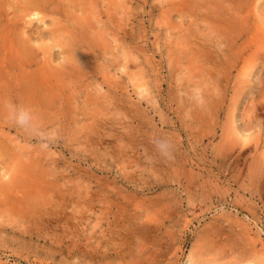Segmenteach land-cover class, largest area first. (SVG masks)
<instances>
[{
    "label": "rangeland",
    "instance_id": "rangeland-1",
    "mask_svg": "<svg viewBox=\"0 0 264 264\" xmlns=\"http://www.w3.org/2000/svg\"><path fill=\"white\" fill-rule=\"evenodd\" d=\"M23 1L0 12V264H264V0ZM36 73L46 101L19 100Z\"/></svg>",
    "mask_w": 264,
    "mask_h": 264
},
{
    "label": "bare ground",
    "instance_id": "bare-ground-1",
    "mask_svg": "<svg viewBox=\"0 0 264 264\" xmlns=\"http://www.w3.org/2000/svg\"><path fill=\"white\" fill-rule=\"evenodd\" d=\"M51 1L52 0H25V1H23L24 3V6H25V8L24 9H26L27 10V13L29 14V13H31V12H34V14L35 13H37V14H42V17L46 14V12H55V11H57V13H58V8L56 9L54 6H52L51 4L53 3L54 4V2H52L51 3ZM9 2H10V0H0V12H1V9H4V6L3 5H8L9 4ZM57 2V1H56ZM55 2V3H56ZM57 5V4H56ZM3 6V8H1ZM68 14L70 13V12H68V11H66ZM66 12H64V15L66 14ZM68 14H66L65 16H66V18L67 19H70V17H69V15ZM72 16V15H71ZM69 17V18H68ZM75 20H78V19H75ZM68 22H70V21H68ZM79 23H80V21H79ZM66 24H68V23H66ZM74 24V23H73ZM83 24H85L84 22H83ZM83 24H78L79 26H76L75 27V29H76V31L80 34H85L86 33V35H87V31L85 30V28H82V25ZM8 26V25H7ZM85 27H86V25H85ZM6 28V27H5ZM52 28V27H51ZM86 31V32H84V31ZM50 31V33L52 34V33H54V29L52 28V29H50V30H48V32ZM80 34V35H81ZM18 35V34H17ZM79 35V36H80ZM89 35V34H88ZM87 35V36H88ZM102 35V34H101ZM10 35L8 34L7 35V37H9ZM21 36V35H20ZM55 36V35H54ZM78 36V35H77ZM90 36V35H89ZM6 37V36H5ZM7 37H6V39H7ZM30 37V36H29ZM29 37H26V39H25V37H19V40H17L18 41V43H16V44H13V42L12 41H9V45H8V47H7V50H8V52L10 51V52H12L11 50H13L14 48L15 49H18V51H19V53H20V57H21V59H22V61H24V62H26L27 63V65H29L28 64V62L30 63V65L32 64L30 61L32 60V58H33V56H34V48H33V45L30 43V38ZM84 38V37H83ZM100 38H101V36H100ZM9 39V38H8ZM93 39V38H92ZM92 39H91V41H92ZM101 39H103V36H102V38ZM99 40V41H102V40ZM10 40H12V39H10ZM82 40V39H81ZM5 41H7V40H5ZM105 41V40H104ZM104 41H102V42H104ZM106 42V41H105ZM7 43V42H6ZM15 45V46H14ZM71 45V43L69 42V44H68V47ZM97 45V44H96ZM45 46V45H44ZM47 47H49V45H46ZM60 46H62V45H60ZM95 46V45H94ZM10 47V48H9ZM43 47V46H42ZM47 47H45V50L47 49ZM70 48V47H69ZM82 48H84L85 49V45H84V43L82 44V47H81V49ZM87 48V47H86ZM89 48V47H88ZM67 48H63V50H66ZM92 49V48H91ZM9 52V54H11ZM69 51H67V58L69 57L70 58V56H72V55H70V56H68V53ZM70 54H72L71 52H70ZM84 54V53H83ZM78 56L80 55V54H77ZM76 55V56H77ZM82 55V54H81ZM85 55H86V53H85ZM88 56H89V54H88ZM87 56V57H88ZM74 58V57H73ZM72 58V59H73ZM78 58H81V57H78ZM77 58V60H79ZM85 59H86V57H84ZM84 58H81V60L83 59L84 60ZM19 59V58H18ZM77 60L75 59H73L72 60V63H73V65H74V61H75V63L77 62ZM64 61H65V59H64ZM63 61V62H64ZM69 62V61H68ZM81 62V61H80ZM80 62H79V65H76V66H74V67H76V69L77 68H79V69H81L80 67H81V64H80ZM70 64V63H69ZM26 65V66H27ZM65 65V64H64ZM84 64H82V66H83ZM65 66H67V65H65ZM79 66V67H78ZM24 68H27V67H25L24 66ZM29 69V68H28ZM28 69H26L25 71H27V73L29 72L28 71ZM33 70H35L34 68H32ZM42 69V68H41ZM40 69V70H41ZM83 69V68H82ZM22 70H24V69H22ZM37 70H39V68L37 69ZM36 71V70H35ZM42 71V70H41ZM43 71H45V69L43 70ZM22 72H24V71H22ZM32 71H30V73H31ZM37 72V71H36ZM46 72V71H45ZM44 72V73H45ZM26 73V74H27ZM30 73H28L29 75H30ZM38 73V72H37ZM36 73V75L37 76H39V79H38V77H37V79H38V81L39 82H36V83H38V85L37 86H39V88H34L32 85H33V83L31 84V81H27L26 83H25V81H23L22 83L23 84H27L26 86H27V88H25V89H23V87H26L25 85H21L22 86V91H19L18 93H16V97L18 96V98H19V100H21V99H24V100H27L28 102H30V103H33L32 101H36V102H38V101H43V102H45L46 101V97H48L49 95L46 93V94H44L43 92L44 91H47V87H49V86H46V84L48 83L47 82V79L46 78H44L43 76H44V73H40V74H43V76L42 75H38ZM47 73V72H46ZM69 73V72H68ZM73 74H75V72H73ZM23 75V74H22ZM24 75H25V72H24ZM24 75H23V77L22 78H20V79H31V78H26V77H28V75L26 76V77H24ZM32 75V78H34L35 77V80L34 81H36V76H34L33 77V75H34V71H33V73L31 74ZM46 75H48V74H46ZM45 75V76H46ZM51 75V74H50ZM71 75H72V73H71ZM53 76H55V75H53ZM31 77V76H30ZM48 77H51V76H49L48 75ZM52 78V77H51ZM51 78H49V79H51ZM54 78V80H55V77H53ZM58 78V77H57ZM4 79V78H3ZM33 81V80H32ZM56 81H58V80H56ZM28 82H30V83H28ZM51 83V82H50ZM53 83V82H52ZM4 84V83H3ZM30 84V85H29ZM49 84V83H48ZM47 84V85H48ZM54 85V84H53ZM4 86L5 85H0V93L3 91V89H4ZM35 86V85H34ZM36 86V87H37ZM53 87V86H52ZM51 87V88H52ZM13 90V88L11 89L10 87L9 88H6V93H10V95H11V91L10 90ZM15 89V88H14ZM53 89V88H52ZM24 90V91H23ZM54 90V89H53ZM56 90V89H55ZM38 92L39 93V95L41 96V97H39V96H37L36 95V93L35 92ZM49 92V91H48ZM51 93V92H50ZM57 93H58V91H57ZM30 94V95H29ZM35 95V96H34ZM54 95V94H53ZM57 95V94H56ZM50 96H51V94H50ZM55 96V95H54ZM51 98V97H50ZM55 98V97H54ZM68 99V98H67ZM50 100V99H49ZM53 100H55V99H53L52 98V100L51 101H53ZM50 101V102H51ZM47 102H49V101H47ZM43 104H45V103H43ZM42 104V105H43ZM38 105H40L41 106V104H38ZM46 107V106H45ZM44 110H45V108L44 107H42ZM37 112H39V111H37ZM37 112H35L37 115H38V113ZM40 113H42L41 111H40ZM40 116L42 117V114H40ZM39 117V116H38ZM41 117H40V119H41ZM43 119V118H42ZM39 120V119H38ZM34 121H36V120H34ZM37 122V121H36ZM41 122V121H40ZM43 122V121H42ZM245 133V132H244ZM248 133V132H247ZM247 133H245V135L244 136H248V135H246ZM243 136V137H244ZM242 137V138H243ZM245 137V138H246ZM246 140V139H245ZM34 168V167H33ZM31 170H32V168H31ZM37 170V169H36ZM22 171V170H21ZM33 172H35L36 173V171H34L33 170ZM40 172H41V170H40ZM16 175V174H15ZM14 175V176H15ZM35 175V174H34ZM34 175H33V177H32V179L34 178ZM13 176V177H14ZM21 176H23V174L21 173ZM36 177H37V174H36ZM43 177V176H42ZM22 178V177H21ZM20 178V179H21ZM26 178V177H25ZM23 179V178H22ZM27 179V178H26ZM31 179V180H32ZM10 180V179H9ZM25 180V179H24ZM1 181V180H0ZM15 181H17L18 182V179H15L14 180V182ZM22 181V180H21ZM8 182V181H7ZM13 182V183H14ZM16 182V183H17ZM24 182V181H23ZM26 182V181H25ZM28 182V181H27ZM33 181H31V183H32ZM2 185H3V181H1L0 182ZM15 183V184H16ZM29 183H30V181H29ZM1 184H0V186H1ZM5 184V183H4ZM8 184V183H7ZM14 184V185H15ZM36 184V183H35ZM40 184V183H39ZM38 184V186L40 187V189L38 188L37 190H40V191H42L41 190V185H39ZM13 185V184H12ZM17 185H19V183L17 184ZM21 185V184H20ZM1 187H3V186H1ZM12 187H14V186H11V182H10V185H5L3 188H2V190L3 191H6V190H11V189H13ZM44 187V186H43ZM42 187V188H43ZM49 188H50V186H49ZM21 189V188H20ZM22 189H26V188H23V186H22ZM28 190V189H27ZM46 190V189H45ZM1 191V190H0ZM6 193V192H5ZM29 193H30V191H29ZM41 193V192H40ZM2 194V193H1ZM4 194V193H3ZM36 194H39L38 193V191L36 192ZM42 194H44V193H42ZM41 194V195H42ZM29 195H31V194H29ZM37 198V197H36ZM38 199V198H37ZM41 200V199H40ZM39 201V200H38ZM32 203H34L33 201H32ZM30 204H31V202H30ZM32 205V204H31ZM33 206H34V204H33ZM194 258L193 257H189L188 259H187V261H190V260H193ZM197 263L198 264H200V263H203V264H206V263H208V264H224L223 262H221L218 258H216V257H213V258H209V259H206V260H200V259H198L197 260Z\"/></svg>",
    "mask_w": 264,
    "mask_h": 264
},
{
    "label": "clouds",
    "instance_id": "clouds-1",
    "mask_svg": "<svg viewBox=\"0 0 264 264\" xmlns=\"http://www.w3.org/2000/svg\"><path fill=\"white\" fill-rule=\"evenodd\" d=\"M10 119L17 127L26 132L31 131L34 127L33 112L28 107L16 104L10 105ZM154 143L157 150L160 151L162 155L171 156L172 144L170 141L157 139Z\"/></svg>",
    "mask_w": 264,
    "mask_h": 264
}]
</instances>
